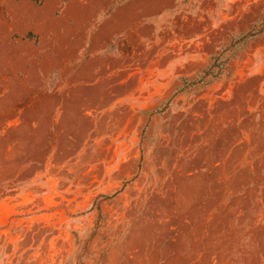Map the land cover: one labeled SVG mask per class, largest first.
Returning <instances> with one entry per match:
<instances>
[{"label": "rangeland", "instance_id": "rangeland-1", "mask_svg": "<svg viewBox=\"0 0 264 264\" xmlns=\"http://www.w3.org/2000/svg\"><path fill=\"white\" fill-rule=\"evenodd\" d=\"M0 264H264V0H0Z\"/></svg>", "mask_w": 264, "mask_h": 264}]
</instances>
